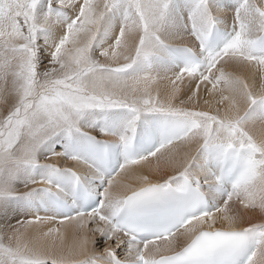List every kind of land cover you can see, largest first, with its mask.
<instances>
[{
	"label": "snow or ice",
	"instance_id": "obj_1",
	"mask_svg": "<svg viewBox=\"0 0 264 264\" xmlns=\"http://www.w3.org/2000/svg\"><path fill=\"white\" fill-rule=\"evenodd\" d=\"M0 104V264H264V0H0Z\"/></svg>",
	"mask_w": 264,
	"mask_h": 264
},
{
	"label": "bare ground",
	"instance_id": "obj_2",
	"mask_svg": "<svg viewBox=\"0 0 264 264\" xmlns=\"http://www.w3.org/2000/svg\"><path fill=\"white\" fill-rule=\"evenodd\" d=\"M174 43H178V44H182V43H190V41H175ZM226 71H233V69L231 68H226ZM237 75H241L243 78L247 79L248 78V73L246 72H237ZM260 87V81H259V77L257 76L256 82H255V87L253 89V91H258ZM209 99H211V97H209ZM201 104H203V101H201ZM3 105L0 104V110L3 109ZM6 114L3 111H0V115ZM250 131L251 134L259 139V138H264V123H260L257 122L255 125H252L250 127ZM55 162V161H52ZM69 163V162H68ZM67 163V164H68ZM250 215H252V221H257L256 223L261 222L262 220H264V217L260 216L258 213H250ZM50 226H57V225H50ZM69 235V239H70V232L68 233Z\"/></svg>",
	"mask_w": 264,
	"mask_h": 264
},
{
	"label": "rangeland",
	"instance_id": "obj_3",
	"mask_svg": "<svg viewBox=\"0 0 264 264\" xmlns=\"http://www.w3.org/2000/svg\"><path fill=\"white\" fill-rule=\"evenodd\" d=\"M60 163V162H59ZM253 223H256L257 221H252Z\"/></svg>",
	"mask_w": 264,
	"mask_h": 264
}]
</instances>
